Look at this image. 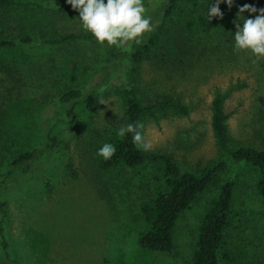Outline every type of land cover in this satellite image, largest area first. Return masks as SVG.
<instances>
[{"label":"rangeland","instance_id":"374dc122","mask_svg":"<svg viewBox=\"0 0 264 264\" xmlns=\"http://www.w3.org/2000/svg\"><path fill=\"white\" fill-rule=\"evenodd\" d=\"M199 3L208 13L215 0ZM219 7L222 19L212 17L208 30L185 34L186 61L139 66L144 104L169 94L190 108L188 116H146L143 133L152 144L148 151L172 155L184 171H195L214 159L229 162L219 183L233 178L238 182L234 206L239 217L230 240L245 247L248 260H264V198L255 191L258 175L244 162L233 163L218 147L212 129V102L221 94L234 144L263 147L264 59L235 50V24L243 26L242 19L238 21L242 6L233 2L229 8L225 0ZM19 13H13L8 24L12 33L22 30L16 17H22L26 33L37 38L90 33L77 16L51 14L39 20ZM243 15L254 19L259 14ZM131 45L118 48L129 52ZM110 48L95 39L51 50L40 45L0 50V229L5 235L3 240L0 234V264L190 263L200 219L218 186L201 195L180 218L174 254L143 250L138 243L144 228L139 200L164 189V183L150 169L134 178L121 169L103 171L97 154L107 137L128 124L122 99L107 95L125 81L112 77L97 88L109 102L99 111L88 109L83 100L68 105L58 101L64 92L76 87L89 91L88 86L101 79ZM125 64L131 69L130 62ZM71 110L74 122L68 115ZM52 137L61 143L59 152L46 149ZM30 150L40 152L31 170L9 174V162Z\"/></svg>","mask_w":264,"mask_h":264},{"label":"trees","instance_id":"16d2710c","mask_svg":"<svg viewBox=\"0 0 264 264\" xmlns=\"http://www.w3.org/2000/svg\"><path fill=\"white\" fill-rule=\"evenodd\" d=\"M233 2L242 7L246 4L255 7L258 10L255 14L264 9V0ZM144 5L146 15L152 18L154 30L145 34L141 43L133 42L129 52L112 46L102 68L101 79L89 85V91L87 88L76 87L64 92L58 98L61 104L68 105L83 100L88 109L102 110L104 105L97 103L102 97L96 93L97 88L104 86L112 77H119L125 81V85L107 95L115 94L122 99L127 123H143L146 116L157 118L158 113L176 116L190 114V108L181 98L169 94H163L149 104H144L139 97V66L144 62L154 61L173 66L183 63L188 59L185 34L208 30L212 19L209 20L208 13L200 8L199 0H147ZM19 12L42 19H47L51 14L79 17V12L73 10L65 0H0V50L34 45L51 50L81 40H95L91 33H69L61 38H37L26 33L22 17L13 19L22 29L21 33H12L8 24L13 13L20 15ZM126 61L131 63V69L125 64ZM68 115L74 122V111L71 110ZM229 118L225 111V97L219 94L212 102V129L216 143L233 163L244 162L253 169L258 175L255 191L264 198V145L262 148L235 145L228 127ZM50 142L47 150H61V143L56 137H52ZM105 143L112 144L116 153L110 160L98 156L101 170L121 169L127 176L134 178L143 170L150 169L154 178L164 183V189L149 193L139 200L144 228L139 234L138 243L143 250L156 254H174L177 249L175 230L180 218L201 195L212 186H218L216 196L209 202L200 219L189 264H264V260H248L245 247L230 240V230L239 217L234 206L238 182L233 178L219 183L220 176L229 168L227 160L214 159L195 171H184L172 155L138 148L133 143L131 134L120 136L114 132L98 150ZM39 156L38 150L20 153L9 162V174L15 170L29 172ZM45 184L50 187L49 180ZM0 234L5 240L2 228ZM4 244L6 245L5 241Z\"/></svg>","mask_w":264,"mask_h":264},{"label":"clouds","instance_id":"9594fccd","mask_svg":"<svg viewBox=\"0 0 264 264\" xmlns=\"http://www.w3.org/2000/svg\"><path fill=\"white\" fill-rule=\"evenodd\" d=\"M225 0H215L209 7V20L212 17L223 18L220 3ZM73 10L79 12V20L85 31L90 32L101 45L123 48L131 43H141L145 34L153 29L151 16L146 15L147 9L143 0H67ZM229 8L233 0H226ZM258 10L250 5L239 8L238 21L235 24L234 46L237 51H249L256 59H264V9L254 19L245 18L244 13L255 14ZM255 62V61H254ZM98 104L109 105L103 97L97 100ZM143 123L123 124L118 128V135L131 134L133 143L144 151L152 148L151 142L145 139ZM116 153V148L105 143L99 150L98 156L110 160Z\"/></svg>","mask_w":264,"mask_h":264}]
</instances>
